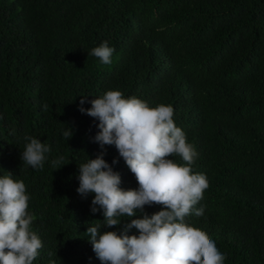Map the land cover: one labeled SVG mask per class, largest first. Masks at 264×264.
I'll use <instances>...</instances> for the list:
<instances>
[{"label":"trees","instance_id":"trees-1","mask_svg":"<svg viewBox=\"0 0 264 264\" xmlns=\"http://www.w3.org/2000/svg\"><path fill=\"white\" fill-rule=\"evenodd\" d=\"M105 41L111 64L88 55ZM108 90L173 107L198 154L192 171L209 183L195 206L203 215L186 223L224 264H264V0H0V177L26 185L43 242L33 264H102L86 232L103 210L92 213L95 194L77 191L80 163L103 151L120 187H139L115 145L95 140L99 121L80 110L81 96L88 109ZM25 136L50 146L43 169L21 160ZM160 210L146 205L101 231L138 235L131 219Z\"/></svg>","mask_w":264,"mask_h":264},{"label":"clouds","instance_id":"clouds-1","mask_svg":"<svg viewBox=\"0 0 264 264\" xmlns=\"http://www.w3.org/2000/svg\"><path fill=\"white\" fill-rule=\"evenodd\" d=\"M114 51L105 41L88 55L111 64ZM86 99L81 96L80 110L99 121L95 140L102 149L115 145L139 185L122 189L120 174L105 160L103 151L79 164L78 193H94L92 213L103 210V223L86 232L102 264H224L225 255L215 242L185 221L192 213L203 215L204 209L195 206L209 183L203 174L192 171L198 154L175 124L173 107H152L136 96L125 97L119 90H108L92 99L88 109L82 107ZM73 134L71 126L63 133L69 139ZM24 139L27 143L21 160L43 169L50 146L32 136ZM172 156L185 163H177L169 158ZM62 162L63 157L51 161L56 170ZM29 200L23 180L14 179L10 172L0 177V264H33L43 248L41 238L31 229L36 217L28 211ZM146 205H161L162 210L131 219L127 229H137L138 235H129L127 230L122 235L101 231L119 225L123 217H135Z\"/></svg>","mask_w":264,"mask_h":264}]
</instances>
